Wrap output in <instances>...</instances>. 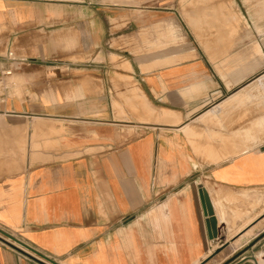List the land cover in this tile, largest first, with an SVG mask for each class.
<instances>
[{"label":"crops","instance_id":"obj_1","mask_svg":"<svg viewBox=\"0 0 264 264\" xmlns=\"http://www.w3.org/2000/svg\"><path fill=\"white\" fill-rule=\"evenodd\" d=\"M182 7L184 43H157ZM257 29L256 0H0V71L18 80L0 264H263Z\"/></svg>","mask_w":264,"mask_h":264},{"label":"rangeland","instance_id":"obj_2","mask_svg":"<svg viewBox=\"0 0 264 264\" xmlns=\"http://www.w3.org/2000/svg\"><path fill=\"white\" fill-rule=\"evenodd\" d=\"M256 1H257V25H258L257 30H258V33L260 34L258 39H259V44H264V0H256ZM178 14H176L178 20H176L174 22L163 21L162 23H165V24H162L161 28L156 29V34H157L156 42L157 43L160 44L162 42V44H165V45L166 44L179 45V44L184 43V39L182 36L183 30H182L181 25H180V23H181L184 26V22H185V14L183 11V7H182L181 11H178ZM140 33L142 36V37H140L142 40V43H145L146 45H151V46L154 45V41L152 38L149 41L148 37L145 38L144 33H142V32H140ZM146 35H148V34L146 33ZM129 44L131 45V43H129ZM7 54H8V52L6 50V47L3 44V40L0 38V56H7ZM130 54H131V56L148 55V54H145V52H142V53L141 52H137V53L132 52ZM131 56L127 55V57L129 59L133 58ZM112 61L115 62V61H119V60L116 57H113ZM126 69L130 70V68L128 67V64H126ZM263 75H264V71L261 74H259V76H258V78L262 77L260 82L263 85V86H261L260 89H257L259 96L260 95L264 96V76ZM12 82H18L17 75L15 73H12L11 76H9L6 79V84L8 87H11ZM258 82H259V80L257 82H255V85ZM260 105H261V103L259 100L258 101V114H257V119H258L257 122L258 123L257 124L255 123L257 126L264 125V109ZM258 129H260V128L258 127ZM245 134H247V132ZM257 141H258V144L264 143V136H260ZM257 199H258L257 204H258V206H261V209H262V210H259V212H262V211H264V194L262 196H257ZM262 260H263V264H264V258Z\"/></svg>","mask_w":264,"mask_h":264},{"label":"water","instance_id":"obj_3","mask_svg":"<svg viewBox=\"0 0 264 264\" xmlns=\"http://www.w3.org/2000/svg\"><path fill=\"white\" fill-rule=\"evenodd\" d=\"M201 200H202V203L204 204V206L206 207V213H207V215L209 216V225H210V227H211V237L213 236H215L216 235V232H215V220L212 218V215H213V213H212V211H211V207H210V204H209V201H208V198H207V196H206V194L205 193H202V196H201ZM6 239H8V240H10V241H13V242H15V243H19V242H17V241H15V240H13L9 235H6V234H2ZM210 236V235H209ZM1 241H3V243H5V244H7V245H10L6 240H3V239H1ZM36 256H38V257H41V259H39V261L41 260V262H45L44 260H45V258L44 257H42L40 254H37V253H34ZM44 259V260H43ZM49 264H55V263H53V262H49Z\"/></svg>","mask_w":264,"mask_h":264},{"label":"built area","instance_id":"obj_4","mask_svg":"<svg viewBox=\"0 0 264 264\" xmlns=\"http://www.w3.org/2000/svg\"><path fill=\"white\" fill-rule=\"evenodd\" d=\"M7 58L10 60L12 58V54L8 53ZM11 74H12V70L10 69L0 71V109L5 104L6 101V90H7L6 79L9 76H11Z\"/></svg>","mask_w":264,"mask_h":264},{"label":"bare ground","instance_id":"obj_5","mask_svg":"<svg viewBox=\"0 0 264 264\" xmlns=\"http://www.w3.org/2000/svg\"><path fill=\"white\" fill-rule=\"evenodd\" d=\"M66 38H67V37H66ZM261 86H262V84H260V86H259V85H256L255 87H257V89H258V87L261 88Z\"/></svg>","mask_w":264,"mask_h":264}]
</instances>
